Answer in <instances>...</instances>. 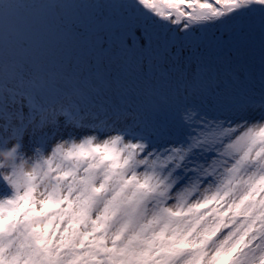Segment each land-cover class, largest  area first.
Returning a JSON list of instances; mask_svg holds the SVG:
<instances>
[{
    "label": "snow or ice",
    "instance_id": "obj_1",
    "mask_svg": "<svg viewBox=\"0 0 264 264\" xmlns=\"http://www.w3.org/2000/svg\"><path fill=\"white\" fill-rule=\"evenodd\" d=\"M0 264H264V0H0Z\"/></svg>",
    "mask_w": 264,
    "mask_h": 264
}]
</instances>
